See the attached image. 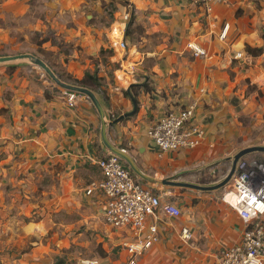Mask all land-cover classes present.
<instances>
[{"label": "crops", "instance_id": "obj_1", "mask_svg": "<svg viewBox=\"0 0 264 264\" xmlns=\"http://www.w3.org/2000/svg\"><path fill=\"white\" fill-rule=\"evenodd\" d=\"M121 1L110 26L69 33L71 52L56 51L54 63L81 80L94 63L100 66V50H111L108 60L120 68L112 81L105 77L104 95L97 98L111 122L106 129L110 143L156 179L219 183L235 154L264 141V0H227L213 4L207 15L193 0ZM128 10L130 17L123 21ZM119 41L127 45L122 57L116 53ZM189 46L204 54L194 56ZM34 67L0 66L2 183L5 191L20 193L34 175L46 173L62 186L55 190L52 184V193L72 190L79 203L82 188L101 179L91 160L109 153L100 139L98 111L83 95L68 107L64 91ZM190 106L203 141L193 149L158 155L146 136L148 127L168 109ZM154 188L162 204L174 202L181 214L173 218L158 212L156 219H147L145 226L156 223L159 240L136 258L137 264H215L218 250L240 242L246 223L235 203L227 202L229 195L192 190L175 201L172 190ZM85 200L102 217L101 194L94 191ZM184 227L190 232L186 241L180 236ZM113 230L117 244L133 240L130 232ZM128 259L122 248L119 259L106 264Z\"/></svg>", "mask_w": 264, "mask_h": 264}, {"label": "rangeland", "instance_id": "obj_2", "mask_svg": "<svg viewBox=\"0 0 264 264\" xmlns=\"http://www.w3.org/2000/svg\"><path fill=\"white\" fill-rule=\"evenodd\" d=\"M121 5V0H0V56L32 54L42 59L60 80L77 85L54 63L56 51L61 55L71 52V42L65 37L74 30L85 28L87 33L110 26ZM116 53L118 57L124 55V51ZM109 55L111 50L100 53V66L99 62L94 63L90 73L97 80L85 85L97 98L104 95L105 77L112 81L114 69L120 68L108 60ZM34 69L49 79L40 68ZM103 71L104 76H99ZM257 144L264 146V141ZM248 157L264 160V152ZM27 179L30 180V175ZM4 180L0 175V264H77L79 260L93 258L106 264L119 259L125 247L117 244L114 230L94 213L96 207L86 204L85 197L90 194L85 188L81 192L83 199L77 203L73 201L72 190L60 191L57 196L50 191L52 184L56 185L55 190L62 187L56 176L34 175L32 183L28 182L20 193L5 191ZM167 189L173 191L169 195L175 201L192 192L188 188ZM219 191L224 193V188Z\"/></svg>", "mask_w": 264, "mask_h": 264}, {"label": "built area", "instance_id": "obj_3", "mask_svg": "<svg viewBox=\"0 0 264 264\" xmlns=\"http://www.w3.org/2000/svg\"><path fill=\"white\" fill-rule=\"evenodd\" d=\"M207 15L211 6L226 3L227 0H193ZM129 10L122 18L127 21ZM225 36V30L220 38ZM121 51L127 50L124 41L117 43ZM193 50V55H203L202 50ZM66 104L74 107L77 94L67 92ZM146 136L151 140L158 155L193 149L201 144L204 132L194 119V106L168 109L165 114L150 125ZM124 150V149H123ZM125 151V150H124ZM101 179L92 182L87 194L97 191L103 197L102 220L111 229L128 231L133 240L125 243L129 255L126 264H137L136 258L159 240L156 223L146 225L147 219H156L161 212L169 217H179L180 208L174 202L161 203L154 186L137 178L125 162L118 156L108 153L91 160ZM226 176V175H225ZM224 176V177H225ZM229 205L235 203L239 217L246 227L238 244L222 248L216 253L215 264H264V161L258 158L243 157L236 163L234 173L224 187L223 198ZM146 230L145 234L142 232ZM181 239L190 238L187 228H182ZM77 264H100L95 258L79 260Z\"/></svg>", "mask_w": 264, "mask_h": 264}, {"label": "water", "instance_id": "obj_4", "mask_svg": "<svg viewBox=\"0 0 264 264\" xmlns=\"http://www.w3.org/2000/svg\"><path fill=\"white\" fill-rule=\"evenodd\" d=\"M22 63L40 68L49 77V79L53 83H55V85L63 89L65 92H70L87 97L98 111V115L100 118V139L104 147L107 149L109 153L120 157L137 178H139L140 180H142L143 182L149 185L171 187V188L174 187L188 188L191 190H199L204 192L220 190L228 184L232 174L234 173L236 163L239 159L246 157L252 153L264 152V146H254L240 150L237 154H235L232 157L231 166L226 176L219 183L215 185L202 186L192 183L174 181L170 179H156L154 177L145 174L136 165L132 157H130V155L126 151L110 143V141L107 138L106 129L107 126L111 124V122L106 120L101 105L92 91L82 86L63 82L56 76V74L52 71V69L42 59L32 54L25 53V54L10 55V56H0V66H10V65L22 64ZM131 100L135 107L136 105L135 100L133 98H131Z\"/></svg>", "mask_w": 264, "mask_h": 264}, {"label": "trees", "instance_id": "obj_5", "mask_svg": "<svg viewBox=\"0 0 264 264\" xmlns=\"http://www.w3.org/2000/svg\"><path fill=\"white\" fill-rule=\"evenodd\" d=\"M128 32H129V29L126 30L125 32V35L127 36L128 35ZM102 52V50H100V53ZM97 79H94L93 77V74H90L88 72H85L84 73V77L81 79V80H76V79H73L74 83H77V85H80V86H84L89 84L91 81L94 82L96 81ZM134 88V86H131L129 89L132 90ZM124 96L126 97H129V93L127 91H124Z\"/></svg>", "mask_w": 264, "mask_h": 264}]
</instances>
